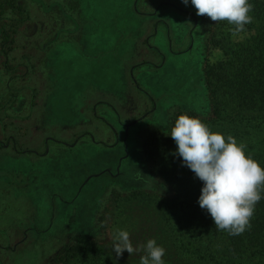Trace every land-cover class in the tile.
Returning <instances> with one entry per match:
<instances>
[{"label": "rangeland", "instance_id": "obj_1", "mask_svg": "<svg viewBox=\"0 0 264 264\" xmlns=\"http://www.w3.org/2000/svg\"><path fill=\"white\" fill-rule=\"evenodd\" d=\"M22 1L31 17L15 56L19 64L31 54L32 84L44 94L31 120L10 117L63 144L51 142V154L32 163L0 147V264H47L67 237L102 234L98 213L110 189L159 187L140 139L169 128L174 111L208 115L203 69L245 34L182 0ZM141 101L150 110L133 120ZM24 104L19 97L18 115ZM81 126L91 136L75 140Z\"/></svg>", "mask_w": 264, "mask_h": 264}, {"label": "trees", "instance_id": "obj_2", "mask_svg": "<svg viewBox=\"0 0 264 264\" xmlns=\"http://www.w3.org/2000/svg\"><path fill=\"white\" fill-rule=\"evenodd\" d=\"M251 2L254 19L245 26V36L203 69L210 113L202 116L194 111H174L169 128L152 129L139 141L140 157L159 187L124 192L110 189L98 213L102 234L75 233L67 237L47 264H140L142 253L125 250L116 256L112 250L116 229L128 230L133 245L155 238L166 249V264H264V199L256 205L250 229L240 235L217 230L210 213L198 204L203 182L181 164L175 154L177 145L170 136L180 114L198 116L213 131L244 142L246 151L264 165V0ZM29 11L25 1L0 0V147L6 146L14 155L34 158L45 156L51 142L63 144V140L48 139L37 128L18 126L10 117L16 115L24 123L31 120L36 114L32 109L40 102L37 98L44 94L32 84L35 72L31 54L21 53L19 64L15 56L19 47L27 46L21 27L28 30ZM218 40L214 37L213 42ZM22 65L24 72L20 73L18 66ZM131 86H136L133 80ZM19 97L25 103L23 115L15 111ZM149 110L141 101L133 120H140ZM102 121L110 129L108 122ZM80 129L70 133L75 140L91 136L84 127ZM116 134L110 129L111 137ZM106 140L115 143L110 137Z\"/></svg>", "mask_w": 264, "mask_h": 264}, {"label": "clouds", "instance_id": "obj_3", "mask_svg": "<svg viewBox=\"0 0 264 264\" xmlns=\"http://www.w3.org/2000/svg\"><path fill=\"white\" fill-rule=\"evenodd\" d=\"M207 14L213 21L226 20L233 34L242 32L253 22L251 0H182ZM170 136L177 145L175 154L181 164L192 170L203 184L198 204L210 213L217 230L240 235L251 228L257 203L264 199V165L250 153L247 145L231 134L213 131L198 116L180 114ZM112 250L119 257L127 250L142 253L140 264H166V249L155 238L133 245L130 232L116 229Z\"/></svg>", "mask_w": 264, "mask_h": 264}, {"label": "crops", "instance_id": "obj_4", "mask_svg": "<svg viewBox=\"0 0 264 264\" xmlns=\"http://www.w3.org/2000/svg\"><path fill=\"white\" fill-rule=\"evenodd\" d=\"M124 145H126V144L123 143V145H120V146L124 147ZM70 147H71V146H70ZM50 154H51V150L48 151V153H47V155L44 157V159H46V157H48ZM7 156H11V155H7ZM12 156H16V155H12ZM27 156H28V155H24V156H22V157H27ZM29 158H30V159H29ZM123 159H124V158H120L119 162L121 163V162L123 161ZM24 160H29V161H28L29 163H32V162H33V159H31V157L24 158ZM106 171H107V170H106ZM90 178H91V176H89V177L86 179L85 182H87Z\"/></svg>", "mask_w": 264, "mask_h": 264}]
</instances>
